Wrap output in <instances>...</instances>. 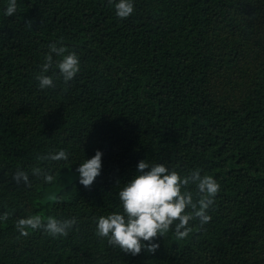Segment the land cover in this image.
Returning a JSON list of instances; mask_svg holds the SVG:
<instances>
[{
    "label": "trees",
    "instance_id": "trees-1",
    "mask_svg": "<svg viewBox=\"0 0 264 264\" xmlns=\"http://www.w3.org/2000/svg\"><path fill=\"white\" fill-rule=\"evenodd\" d=\"M7 2L0 264H264V0H134L123 19L110 0H17L12 15ZM53 42L78 54L80 71L65 83L53 65L54 87L40 89ZM61 148L67 160L41 158ZM97 149L101 172L85 187L75 169ZM141 159L182 175L199 169L220 190L205 225L190 221L179 239L173 225L154 251L133 255L95 226L122 211L119 190ZM32 215L76 223L66 236L21 235L17 220Z\"/></svg>",
    "mask_w": 264,
    "mask_h": 264
},
{
    "label": "clouds",
    "instance_id": "clouds-1",
    "mask_svg": "<svg viewBox=\"0 0 264 264\" xmlns=\"http://www.w3.org/2000/svg\"><path fill=\"white\" fill-rule=\"evenodd\" d=\"M110 3L116 16L121 19L129 17L134 11V0H110ZM16 7L17 0H8L5 14L12 15ZM48 47L40 72L35 77L40 89L54 87L53 76L47 74L53 65L65 83L74 78L81 66L78 54L68 50L63 43L53 42ZM102 155L97 149L91 157L83 156V160L79 161L75 171L80 184L90 186L100 175ZM41 158L63 161L68 159V153L61 148ZM134 173L118 193L122 211L97 218L96 234L106 237L109 244L133 255L140 253L142 248L154 251L158 244L153 238L162 236L173 225L175 236L179 239L189 235L192 229L190 221L198 220L199 225L203 226L211 219L208 209L220 190L219 182L212 175L202 174L199 169L182 175L164 163L149 164L145 159L137 162ZM13 178L29 182L28 173L23 169H17ZM43 179L52 181L53 176L43 173ZM190 185H195V193L189 190ZM2 219H6V214L0 215ZM75 223V217L58 219L48 216L42 220L39 215H32L19 218L16 227L21 235H27L29 228H42L56 237L66 236Z\"/></svg>",
    "mask_w": 264,
    "mask_h": 264
}]
</instances>
